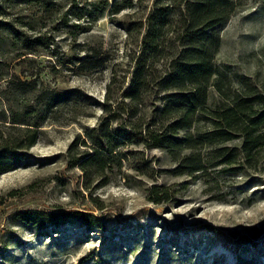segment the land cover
Segmentation results:
<instances>
[{"label": "rangeland", "instance_id": "374dc122", "mask_svg": "<svg viewBox=\"0 0 264 264\" xmlns=\"http://www.w3.org/2000/svg\"><path fill=\"white\" fill-rule=\"evenodd\" d=\"M234 1L215 28L220 88L208 107L239 95L260 112L264 0ZM180 6L0 0V146L23 147L0 172V264H264V120L246 151L240 131L210 134V109L175 133L158 117L174 102L158 80L182 50ZM87 55L100 62L83 65ZM148 127L181 146L152 141ZM96 148L111 159L85 163Z\"/></svg>", "mask_w": 264, "mask_h": 264}, {"label": "trees", "instance_id": "16d2710c", "mask_svg": "<svg viewBox=\"0 0 264 264\" xmlns=\"http://www.w3.org/2000/svg\"><path fill=\"white\" fill-rule=\"evenodd\" d=\"M178 17L181 16L183 23L181 31L182 50L174 58L169 69L166 70L163 77L159 78L158 85L161 90L173 92L168 93L171 102H166L160 109L158 117L161 120L170 121L168 127L171 133L177 132L179 129L190 128L199 116L206 109H210V123L213 125V130L210 134H215L216 138L221 140L232 139L237 131H240L244 140V149L250 151L253 144H256L260 138L259 134H255L256 127L260 126L264 120V110L255 111L251 105L252 102L241 96L223 102L211 109L208 107L210 99V89L212 87L220 88L218 84L219 72L214 62L215 55L218 53L220 45V34L215 30L216 26L230 17V14L235 8L234 0H179ZM97 8H94V10ZM163 12H159V23L165 25L167 19V7L161 8ZM160 9V10H161ZM93 11V10H92ZM4 22L0 21V28L4 27ZM157 27L151 29L152 34H155ZM14 32V37H17ZM156 38L154 35L153 39ZM83 65L95 67L100 62V58L94 59L92 55H87L81 58ZM142 74V69L136 77L135 85L126 93L127 96L137 99L141 97L139 75ZM141 76V75H140ZM219 90V89H218ZM54 100L55 96H50ZM149 129V127H148ZM149 137L152 141L163 146L177 147L181 146L178 140L171 138L170 135H164L160 138L153 130L149 129ZM108 147H100L106 151L113 150V140L109 132L103 135ZM186 146L190 147L192 137L190 135L183 138ZM211 139L212 138H207ZM12 142V143H11ZM7 141L0 146V172L8 170L12 165L18 162L21 157L18 150L23 148L21 143ZM33 143V142H31ZM101 148H96V151L91 158L85 159V163L97 162L104 164L106 160L111 159L110 155L106 157ZM105 156V157H104ZM36 215L28 212L23 219L26 221H34ZM84 222H95L89 218L83 217Z\"/></svg>", "mask_w": 264, "mask_h": 264}]
</instances>
